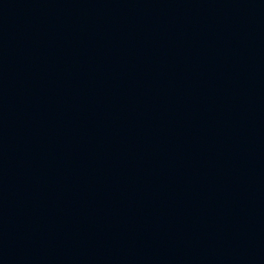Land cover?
<instances>
[{"label":"water","instance_id":"water-1","mask_svg":"<svg viewBox=\"0 0 264 264\" xmlns=\"http://www.w3.org/2000/svg\"><path fill=\"white\" fill-rule=\"evenodd\" d=\"M0 264H264V0H0Z\"/></svg>","mask_w":264,"mask_h":264}]
</instances>
